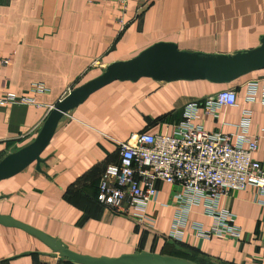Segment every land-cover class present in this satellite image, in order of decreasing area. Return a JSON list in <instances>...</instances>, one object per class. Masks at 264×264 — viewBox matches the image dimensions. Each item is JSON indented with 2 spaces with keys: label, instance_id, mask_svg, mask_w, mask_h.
<instances>
[{
  "label": "crops",
  "instance_id": "1",
  "mask_svg": "<svg viewBox=\"0 0 264 264\" xmlns=\"http://www.w3.org/2000/svg\"><path fill=\"white\" fill-rule=\"evenodd\" d=\"M264 35V0H0V94L32 97L35 105L0 107V160L32 141L51 108L74 88L155 43L178 51L233 55L258 46ZM249 82L264 86V69L226 85L205 81L112 82L90 94L58 121L42 151L43 163L0 181V215L9 216L76 254L116 258L148 252L192 264H264V196L253 188L218 202L240 230L231 239L199 240L186 227L179 242L166 238L175 188L156 183L154 220L146 231L95 202L98 178L117 162L115 142L137 134L161 135L181 119L184 105H197L194 125L232 134L241 110L250 111L248 135L257 137L253 161L264 170V105L245 103ZM40 85L41 94L29 88ZM226 90L233 106L204 114L208 98ZM201 206L188 223L207 228ZM172 254H168V252ZM27 253V255H22ZM37 239L0 226V264H71L51 258Z\"/></svg>",
  "mask_w": 264,
  "mask_h": 264
},
{
  "label": "built area",
  "instance_id": "2",
  "mask_svg": "<svg viewBox=\"0 0 264 264\" xmlns=\"http://www.w3.org/2000/svg\"><path fill=\"white\" fill-rule=\"evenodd\" d=\"M123 9L125 0H110ZM0 64L6 65V60ZM30 94H41L43 88L33 85ZM256 83L245 85L244 102L264 105V86L257 98ZM235 93L226 90L208 98L204 114L216 117V110L233 106ZM35 105L32 97L0 94V107ZM197 105H184L181 119L161 135L137 134L126 142H115L117 162L104 168L96 185V202L106 210L131 219L144 230H152L153 218L147 208L157 203L156 183L175 188L172 205L174 214L166 238L179 242L182 229L188 228L199 240L231 239L237 242L240 230L233 225V216L218 208L221 198L233 191L255 189L264 196V170L253 161L257 137L248 135L250 111L241 110L232 134L206 132L194 125ZM201 206L202 214L211 220L207 228L188 223L190 210Z\"/></svg>",
  "mask_w": 264,
  "mask_h": 264
},
{
  "label": "water",
  "instance_id": "3",
  "mask_svg": "<svg viewBox=\"0 0 264 264\" xmlns=\"http://www.w3.org/2000/svg\"><path fill=\"white\" fill-rule=\"evenodd\" d=\"M264 69V35L257 47L233 55H208L178 51L171 43H155L133 58L108 65L96 78L74 88L48 112L34 138L27 145L7 154L0 160V181L8 179L31 164L37 172L43 163L40 155L60 118L82 103L90 94L112 82H136L147 78L154 82L205 81L226 85L251 72ZM0 226L16 228L41 242L51 258L71 264H192L190 262L148 252L124 254L116 258L90 257L76 254L58 240L0 215ZM27 255V253L22 254Z\"/></svg>",
  "mask_w": 264,
  "mask_h": 264
},
{
  "label": "trees",
  "instance_id": "4",
  "mask_svg": "<svg viewBox=\"0 0 264 264\" xmlns=\"http://www.w3.org/2000/svg\"><path fill=\"white\" fill-rule=\"evenodd\" d=\"M94 200L96 202V193H95V197H94ZM97 203V202H96ZM144 230V229H143ZM146 231H149V230H146ZM168 254H172L170 251L168 252ZM188 262V261H187Z\"/></svg>",
  "mask_w": 264,
  "mask_h": 264
}]
</instances>
